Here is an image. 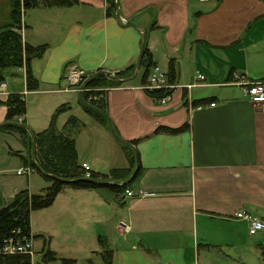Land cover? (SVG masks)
Listing matches in <instances>:
<instances>
[{
  "label": "crops",
  "instance_id": "crops-1",
  "mask_svg": "<svg viewBox=\"0 0 264 264\" xmlns=\"http://www.w3.org/2000/svg\"><path fill=\"white\" fill-rule=\"evenodd\" d=\"M118 12V18L108 14L106 0H78L72 6L40 4L23 15V41L46 49L31 63L36 89H27L25 68L7 71L6 91L26 92L18 122L35 134L52 122L60 131L75 116L84 123L75 137L79 165L101 175L128 169L133 149L114 144L108 124L86 112L77 93L62 90L68 64L89 74L136 66L145 31L154 64L167 72L169 61L175 62L170 98L162 103L150 97L140 83L141 69L134 79L105 91V112L117 135L137 151L140 166L133 181L134 169L126 179L110 182L121 185L130 178L127 189L134 196L123 191L108 201L99 189L61 192L79 203L74 213H90L92 224L116 219L118 238L107 240L115 264H216L232 251L252 249L262 263L264 238L250 235L247 223L233 215L264 219V106L252 104L244 93L249 82L264 80V0H118ZM129 20L133 25L126 24ZM197 72L205 79L198 80ZM199 104L203 108L194 109ZM61 106L67 112L59 118L61 112H55ZM6 110L0 106V124ZM59 121H64L60 129ZM184 124L188 127L177 133L158 130ZM0 133L21 143V157L28 158L19 133ZM102 145L109 148L104 151L106 164L112 162L108 173H101L93 158L103 153ZM115 155L119 165L113 164ZM25 189L15 188L10 199Z\"/></svg>",
  "mask_w": 264,
  "mask_h": 264
},
{
  "label": "trees",
  "instance_id": "trees-1",
  "mask_svg": "<svg viewBox=\"0 0 264 264\" xmlns=\"http://www.w3.org/2000/svg\"><path fill=\"white\" fill-rule=\"evenodd\" d=\"M9 2L10 11L8 15V21L0 25V82L5 81L6 72L10 69H20L25 66L26 69V84L28 90H34L37 87L36 79L31 73V63L34 59L43 55L46 46L39 45L33 46L23 41L21 35L22 29V16L26 14L32 8L38 5H44L48 7L57 6H72L78 2V0H6ZM219 2L220 0H216ZM107 13L113 14L116 11L115 0H106ZM153 25H155L153 23ZM153 25L151 27H153ZM151 52L145 46L144 53L141 60V74L140 83L144 86L148 82V76L151 68L154 66ZM135 65L116 73V78H110L106 74H98L93 78H90L86 83L88 88L87 93L82 94L84 101H87V97L98 96L97 101H90V103L103 111H105V89L108 87H117L125 82L126 79L134 74ZM167 79L171 84H175L177 80V69L174 60H170L167 68ZM147 94L154 99H161L172 93V90L168 89H145ZM6 107L5 122H11L12 124H6L0 126V131H9L19 133L26 141L27 144L32 146V140L30 134L23 127L14 125L18 122V118H22L25 114L26 105L23 96L20 94H9L6 100L0 99V106ZM83 109L91 114L94 118L104 123L107 121L103 116L95 111H91L83 107ZM65 110L64 107H60L56 110L55 115ZM84 127V123L77 117L70 116L62 129L59 131L55 129L53 122L48 128L34 134L35 137V157H38V163L42 170L48 174L55 175L60 179L72 180L70 182H62L59 179H54L51 176L41 174L45 179L50 181L48 187L44 191L39 193H30L28 191L21 190L18 192L9 202L4 204L2 195L0 194V242L9 238H16L17 232L21 236L30 235V222L29 214L33 210L43 209L53 204L56 196L64 188H71L74 190H92V189H108L116 195H119L127 189L128 185L136 179L140 172V166L133 175L129 183L116 184L110 182L113 179H126L129 173L134 169L135 157L132 150L128 154L129 168L124 170H112L109 175H101L98 172L91 171L89 179L96 180L98 183L78 180L83 179L84 170L77 161V152L75 146V137L77 133ZM188 127V124H184L177 129L161 128L165 132L177 133L183 131ZM126 147H128L126 145ZM36 160V159H35ZM27 166H31L36 169L31 157L24 159ZM39 172V171H38ZM40 173V172H39ZM74 180V181H73ZM109 182V183H108ZM42 235H35V238ZM42 247L39 254L40 264H54L59 261L60 264H75L76 260L72 258H59L55 251L48 247L47 243ZM102 242V241H101ZM97 253V252H96ZM103 260L107 263H114V254L110 249H103L98 253ZM261 262L264 264V247L260 248ZM28 260L25 256H3L0 257V264H26ZM92 258L88 259L84 264H93Z\"/></svg>",
  "mask_w": 264,
  "mask_h": 264
},
{
  "label": "rangeland",
  "instance_id": "rangeland-1",
  "mask_svg": "<svg viewBox=\"0 0 264 264\" xmlns=\"http://www.w3.org/2000/svg\"><path fill=\"white\" fill-rule=\"evenodd\" d=\"M211 1L217 2L216 0ZM9 11V2L6 0H0V25L8 21ZM160 69L161 71H166L162 67ZM5 74L7 76L8 72ZM65 111L67 112V110H64V112ZM62 113L63 112L59 114V118L63 117ZM63 122L64 121H59V129ZM92 130L94 129H89L90 132H94ZM97 138L98 136L93 133L92 141L94 143L98 142ZM113 140H115L114 144H119V141H117L115 138ZM26 147L29 153L28 157L30 158L31 145L26 144ZM105 150L109 151V148H107L106 145H102L103 153L93 155V158L95 157L96 165H100L99 171L101 173H108L112 167L110 166L112 165V162L106 164V155L104 154ZM21 155H25V147H23L21 143H19L14 138L8 136L6 137V135L0 133V186L3 187V190L6 193L5 194L4 192H1L3 200L5 201V205L11 200V193H13L12 191H16L15 188H27L29 190H27L28 194L39 193L40 191H44L45 188L43 187H46L48 184H50V181L45 179L37 169H34V171H32L29 176L16 174L17 170L27 166ZM34 159H36L35 162L39 165L37 162L38 157H35L34 155ZM113 161V164L119 165L120 158L115 155ZM29 167L33 170L31 166ZM67 189L70 190L72 194H75L74 189H69L67 187L64 188V190ZM97 192V194L101 195L102 197H106L108 201L110 200L109 198L112 199L114 196V193L108 189H99ZM66 193L67 191L63 192L62 194L59 193L51 206L30 212V234L32 231L31 235L33 236L32 246L34 256L32 258L27 257L28 260L26 261V264H40L38 253L42 247L45 246L47 238L49 240L47 243L48 247L55 251L59 258L75 259V264H84L90 258L94 260L93 264H111L104 261L103 256L101 257L98 253L103 249H107V240L111 241L113 238H118V233L114 226L116 219L113 218L112 222L108 221L103 224H92L89 218L90 213L86 212L84 216L74 213L73 208H77L79 203H76L74 198L70 200V194L67 195ZM69 203H71V206H69ZM68 206L70 208L69 212ZM101 215L105 217L106 214L103 211ZM38 234L42 236L35 238L34 236ZM41 242H43L42 247ZM262 243H264V241ZM257 252L259 254V248H257ZM249 254L250 257H248ZM226 256L227 257H225L224 260L215 259L214 263L262 264L258 260L257 256L254 255V249L248 252H244V250L241 252L232 251L230 252V255ZM238 256L242 257V261L238 260ZM54 264L60 263L57 261Z\"/></svg>",
  "mask_w": 264,
  "mask_h": 264
},
{
  "label": "built area",
  "instance_id": "built-area-1",
  "mask_svg": "<svg viewBox=\"0 0 264 264\" xmlns=\"http://www.w3.org/2000/svg\"><path fill=\"white\" fill-rule=\"evenodd\" d=\"M22 68H25V66H23ZM91 75L92 74H89L84 69L74 64H68L66 66V72L64 76L66 84L62 91L75 92L77 94L81 93V95L83 93H87L88 88L85 85L89 81ZM197 79L204 80L205 77L203 74L197 72ZM193 86H195V84L188 85L186 86V89H190ZM143 87L149 90H172L173 88H175V84H171L168 81L166 72L161 71L159 67L154 65L150 70L148 82ZM244 93L252 104L264 106V80L249 82L244 88ZM25 94L26 92L20 95L24 96ZM5 95L8 96L9 93L6 91V83L5 81H3L0 82V96ZM170 96L171 93L170 95L159 99V101L164 103L166 102V100H168V98H170ZM97 100L98 96H90L87 97V101L85 102L91 104L90 101ZM187 105L191 107L192 104L190 100L187 101ZM213 105L214 104H211V106ZM201 108H203L201 104L194 106V109ZM81 167L84 170V177L89 178L91 173L89 166H87L86 164H82ZM31 172L32 169L29 166H25L17 170L16 174L29 176ZM124 193L128 197L134 196L133 192L128 189L124 190ZM233 219L245 221L247 223L248 233L250 235H259L264 238V219L252 216L250 214H247L246 212L235 213L233 215ZM15 237L16 238H9L0 242V257L18 255L32 258L34 256L32 246L33 236L31 234L28 237L21 236L19 232H17Z\"/></svg>",
  "mask_w": 264,
  "mask_h": 264
},
{
  "label": "water",
  "instance_id": "water-1",
  "mask_svg": "<svg viewBox=\"0 0 264 264\" xmlns=\"http://www.w3.org/2000/svg\"><path fill=\"white\" fill-rule=\"evenodd\" d=\"M115 4H116V17L118 18L119 16V12H118V0H115ZM126 24L128 25H133V23L129 20L126 22ZM141 39H142V42H141V51H140V54H139V58L136 62V66H135V71H134V74L126 79H123L122 82H127V81H130L132 79H134L141 67V60H142V56H143V53H144V48H145V43H146V34H145V31H142L141 32ZM98 74H106L107 76H109L110 78H116V75L113 74V73H110V72H106V71H97L95 73H93L90 78H93L94 76L98 75ZM78 99H79V103L81 104L82 107L86 108V109H89L91 111H95L99 114H101L103 116V118L107 121V124H108V127H109V130L112 134V136L117 140L119 141L120 143L124 144V145H127L129 147H131L134 151V157H135V167H134V171L131 175V178L133 177V175L135 174L136 170L138 169V166H139V157H138V154H137V151L134 149L133 145L128 142V141H125L123 139H121L117 133L115 132V129H114V126H113V123L112 121L110 120V118L108 117L107 113L105 111H103L102 109L92 105V104H89L87 102H85L82 98V95L81 93H78ZM6 124H12L11 122H3L0 124V126H3V125H6ZM14 125H17V126H20V127H23L27 130V132L30 134V137H31V140H32V146H31V159L32 161L34 162L35 166H36V169L41 173V174H44V175H47V176H51L52 178L54 179H59L61 180L62 182H70L72 180H65V179H60L58 178L57 176L55 175H51V174H48L46 172H44L42 170V168L35 162V159H34V151H35V137H34V134L23 124L21 123H13ZM78 180H84V181H90V182H94V183H98V181L96 180H92V179H89V178H83V179H78ZM74 181V180H73ZM130 181V178L126 180V182L124 183H127ZM109 183V182H108ZM1 194V192H0Z\"/></svg>",
  "mask_w": 264,
  "mask_h": 264
}]
</instances>
